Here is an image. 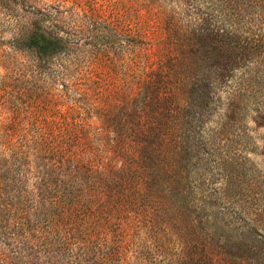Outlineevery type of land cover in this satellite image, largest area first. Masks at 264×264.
<instances>
[{"label": "rangeland", "instance_id": "obj_1", "mask_svg": "<svg viewBox=\"0 0 264 264\" xmlns=\"http://www.w3.org/2000/svg\"><path fill=\"white\" fill-rule=\"evenodd\" d=\"M184 4V0H0V155L22 147L31 150L44 138L61 137L76 128H85L91 136L101 133L104 119L98 110H110L116 98L127 96L122 73L136 54L149 55L148 71L159 70L165 55L185 57L179 68L185 72L203 66L206 56L197 48L174 47L165 31L171 18L176 26L190 25ZM37 21L66 45L43 62L22 43ZM117 27L123 35L115 34ZM257 59L251 72L264 73V54ZM136 61L131 72L140 73L144 62ZM130 85L134 99L139 88ZM227 96L226 92L222 104L202 108L205 136L217 134L219 125L228 121L230 132L222 135L214 153L193 155L179 184L180 188L187 184L179 204L190 208L182 210V218L170 208L167 192L162 196L142 192L127 208L129 213H123L120 231L109 227L16 232L11 225L0 231L9 238H0V264H173L169 261L185 247L182 229L189 221L196 231L220 234V225L213 224L240 220L231 203L246 211L256 200V207L264 208V106H250L244 116L236 112L231 118L226 115ZM188 111L191 115L197 110ZM200 128L195 132L199 134ZM217 202L230 203L222 210Z\"/></svg>", "mask_w": 264, "mask_h": 264}, {"label": "trees", "instance_id": "obj_2", "mask_svg": "<svg viewBox=\"0 0 264 264\" xmlns=\"http://www.w3.org/2000/svg\"><path fill=\"white\" fill-rule=\"evenodd\" d=\"M184 2L190 25L176 26L171 18L165 31L181 51L197 48L198 54L206 56L204 65L185 72L179 69L185 57L165 55L166 63L159 70L148 71L149 55L136 54L129 70L122 73L127 96L116 98L110 110H98L104 119L101 133L91 136L85 128H76L61 137L44 138L31 150L22 147L1 154L0 231L11 225L16 232L109 227L120 231L123 213H129L127 208L142 192L155 196L167 192L170 208L179 217L190 209L178 200L186 193L187 184L179 186L184 173L197 151L214 153L231 125L224 122L217 134L205 136L202 108L222 104L226 92V115L231 118L236 112L244 116L250 106H264V73L251 72L258 54H264V0ZM115 34L123 32L117 27ZM22 43L39 55V62L66 48L64 39L39 21ZM138 59L144 62L143 71L131 72ZM130 84L139 88L134 99ZM188 108L197 111L190 115ZM256 202L246 211L231 203L240 220L213 224L220 225V234L196 231L189 221L182 229L185 247L169 263L264 264V208H257ZM229 203L217 205L225 210ZM5 235L8 238L0 232V238Z\"/></svg>", "mask_w": 264, "mask_h": 264}]
</instances>
